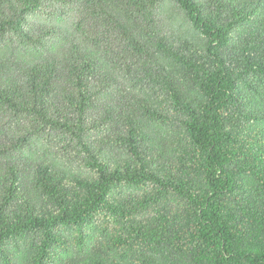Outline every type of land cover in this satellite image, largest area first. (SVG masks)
<instances>
[{"label": "trees", "instance_id": "16d2710c", "mask_svg": "<svg viewBox=\"0 0 264 264\" xmlns=\"http://www.w3.org/2000/svg\"><path fill=\"white\" fill-rule=\"evenodd\" d=\"M0 264H264V0H0Z\"/></svg>", "mask_w": 264, "mask_h": 264}]
</instances>
